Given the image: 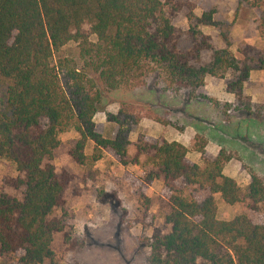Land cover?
Segmentation results:
<instances>
[{"label":"trees","instance_id":"trees-1","mask_svg":"<svg viewBox=\"0 0 264 264\" xmlns=\"http://www.w3.org/2000/svg\"><path fill=\"white\" fill-rule=\"evenodd\" d=\"M181 4L0 0V158L12 162L17 173L0 187V264H53L55 234L67 237V195L71 188L79 194L72 187L76 176L57 170L52 158L58 134L69 128L78 134L69 157L89 167L82 177L86 189L93 188L99 173L93 165L103 152L122 166L141 169L140 177H129L146 211L152 204L147 189L162 182L163 225L142 241L149 249L147 264H264V178L257 171L250 169L248 184L239 186L223 173L231 155L225 148L212 154L206 141L194 149L201 163L187 157L183 144L143 133L130 154L129 135L144 116L131 103L107 114L117 126L112 137L98 131L93 120L101 90L141 87L149 78L171 94L186 91L192 100L201 96L207 77H228L225 89L234 95L229 106L264 115V102H253L244 91L250 72L264 71V48L246 44L236 56L226 34L225 47L215 48L196 27L215 25V10L203 8L200 17L189 11L187 19L196 26L182 29L173 23ZM262 4L253 0L252 6ZM259 12L264 30V9ZM71 42L77 44V60L61 54ZM147 116L171 123L151 111ZM88 141L90 155L84 152ZM216 194L228 205L242 204L249 214L219 219Z\"/></svg>","mask_w":264,"mask_h":264},{"label":"rangeland","instance_id":"rangeland-1","mask_svg":"<svg viewBox=\"0 0 264 264\" xmlns=\"http://www.w3.org/2000/svg\"><path fill=\"white\" fill-rule=\"evenodd\" d=\"M173 1L183 3L173 18L174 25L182 29L196 26L194 20L190 22L187 19L189 11L200 17L203 8L215 10V25L196 26L203 34L210 36L215 48L225 47L223 34L229 37V49L236 56H239L238 49L246 44L264 48V30L260 27L259 19V11L264 9V4L252 6L253 0ZM77 52V44L71 42L61 54L77 60ZM227 79L208 77L207 84L199 91L201 96L192 100L188 99L186 91L179 95L165 91L153 78L147 79L141 87L101 90V104L93 120L98 131L112 137L117 126L106 120L107 114H116L121 103H131L136 107V112L144 116L129 135L132 142L128 147L130 154L134 152L133 143L139 133L151 138L166 135L170 139H182L180 133L186 132L187 136L184 137L188 139L191 136L185 140L190 158L195 155V147L205 141L210 149L208 151H212L214 146L225 148L231 159L225 163L223 173L245 187L250 180V169L264 178V115L256 117L244 111H234L224 99ZM96 83L101 89L97 79ZM250 85V90H260L254 89L255 84ZM149 111L171 123L160 124L147 116ZM58 138L60 144L53 152L52 162L57 170L67 169L75 174L72 187L79 194L74 195L72 188L68 192L66 208L71 217L70 226L66 229L67 237L64 233L54 236L52 263L147 264L145 255L149 249L147 243L142 241L151 236L154 227L163 225L165 209L161 201L167 196L163 185L155 181L150 184L146 193L152 204L146 211L137 203L138 187L129 177V174L140 177L141 169L133 164L122 166L109 153L103 152L102 158L93 165V169L99 171L93 188L86 189L82 177L89 167L78 165L68 155L78 134L69 128L60 132ZM92 147L93 143L88 141L85 154L90 155ZM16 174L15 165L0 158V187L5 177ZM215 198L219 219L229 220L239 214H249L240 203L228 205L219 194Z\"/></svg>","mask_w":264,"mask_h":264},{"label":"crops","instance_id":"crops-1","mask_svg":"<svg viewBox=\"0 0 264 264\" xmlns=\"http://www.w3.org/2000/svg\"><path fill=\"white\" fill-rule=\"evenodd\" d=\"M254 77L258 80H255L254 81ZM208 78V77H207ZM207 78H206V80H205V83L207 84ZM250 84H255V87H254V89H260V90H258V91H256V92H254V91H252V90H250V88H249V85ZM205 86V85H204ZM251 86V85H250ZM244 91H245V94L246 95H248V96H250L251 98H252V101L253 102H264V71L263 70H252L251 72H250V77H249V80L245 83V86H244ZM224 94L226 95L225 97H224V99L226 98V102H228L229 104H232L233 102H234V95L233 94H230V93H228V92H226V89H224ZM222 98V97H221ZM160 136V135H159ZM180 138H182V139H170V138H168V136H166V135H164L163 136V138H165L166 140H168V141H177V142H179V143H181V144H183L185 147H187V149H188V153H187V157L190 159V160H192L193 162H196V163H199V161H200V154L198 153V152H196L195 151V155L192 157V158H190V150H189V148H188V146L185 144V140L187 139L186 137H184V136H187L186 135V132H182V133H180ZM155 138H157L156 136H155ZM191 138V136L189 137L188 136V139L187 140H189ZM130 141H131V139H130ZM206 149L207 150H210V149H208V146L206 145ZM212 149V151H209V152H211L212 154H214V155H217L218 153H219V151H220V149H221V147L220 146H214L213 148H211ZM155 182H157V183H159V184H161L162 185V182H160V181H155Z\"/></svg>","mask_w":264,"mask_h":264}]
</instances>
